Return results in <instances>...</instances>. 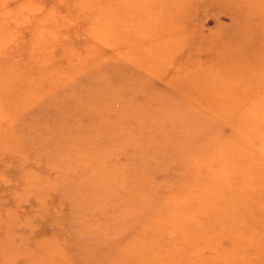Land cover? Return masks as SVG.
Instances as JSON below:
<instances>
[{"label": "rangeland", "instance_id": "1", "mask_svg": "<svg viewBox=\"0 0 264 264\" xmlns=\"http://www.w3.org/2000/svg\"><path fill=\"white\" fill-rule=\"evenodd\" d=\"M0 264H264V0H0Z\"/></svg>", "mask_w": 264, "mask_h": 264}, {"label": "bare ground", "instance_id": "2", "mask_svg": "<svg viewBox=\"0 0 264 264\" xmlns=\"http://www.w3.org/2000/svg\"><path fill=\"white\" fill-rule=\"evenodd\" d=\"M198 98L200 99V101L201 100H203V102L206 104V101L207 100H209V99H207V96L206 95H201V94H199L198 95ZM220 105H221V109H225L226 107L223 105V103L222 102H220ZM206 108H207V106H205ZM236 118V117H235Z\"/></svg>", "mask_w": 264, "mask_h": 264}]
</instances>
